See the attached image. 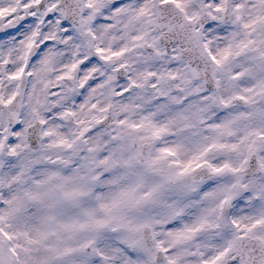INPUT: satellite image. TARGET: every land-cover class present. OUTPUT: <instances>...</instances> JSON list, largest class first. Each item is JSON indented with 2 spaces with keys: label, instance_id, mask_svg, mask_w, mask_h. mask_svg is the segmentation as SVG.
Masks as SVG:
<instances>
[{
  "label": "snow or ice",
  "instance_id": "snow-or-ice-1",
  "mask_svg": "<svg viewBox=\"0 0 264 264\" xmlns=\"http://www.w3.org/2000/svg\"><path fill=\"white\" fill-rule=\"evenodd\" d=\"M0 264H264V0H0Z\"/></svg>",
  "mask_w": 264,
  "mask_h": 264
}]
</instances>
